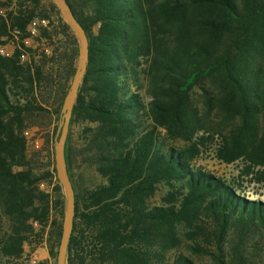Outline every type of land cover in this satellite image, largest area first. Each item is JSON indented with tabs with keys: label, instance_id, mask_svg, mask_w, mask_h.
Segmentation results:
<instances>
[{
	"label": "trees",
	"instance_id": "trees-1",
	"mask_svg": "<svg viewBox=\"0 0 264 264\" xmlns=\"http://www.w3.org/2000/svg\"><path fill=\"white\" fill-rule=\"evenodd\" d=\"M66 2L89 56L65 144L68 264H264V0ZM78 57L53 0H0V264H56Z\"/></svg>",
	"mask_w": 264,
	"mask_h": 264
},
{
	"label": "water",
	"instance_id": "water-1",
	"mask_svg": "<svg viewBox=\"0 0 264 264\" xmlns=\"http://www.w3.org/2000/svg\"><path fill=\"white\" fill-rule=\"evenodd\" d=\"M53 1L59 8L64 20L73 30L79 43V57H78L77 68L73 76L70 89L65 97L61 109V119L58 124L57 134L55 137V145H54L56 174L63 188L64 198H65L63 230H62V237L58 249L56 264H68L67 261L68 244L72 232L73 219L75 214V194L67 172L66 159H65V144H66L69 121L72 114L73 106L75 104L79 85L86 72L87 64L89 60L88 38L84 28L81 26V24L77 21V19L73 15L66 0H53Z\"/></svg>",
	"mask_w": 264,
	"mask_h": 264
},
{
	"label": "rangeland",
	"instance_id": "rangeland-1",
	"mask_svg": "<svg viewBox=\"0 0 264 264\" xmlns=\"http://www.w3.org/2000/svg\"><path fill=\"white\" fill-rule=\"evenodd\" d=\"M198 164H201L207 170L212 171L214 174H217L225 179L232 178L238 174L242 163L237 161L235 163L226 164L218 161L213 155L205 156L200 158ZM251 192V191H250ZM252 193L264 194V186L260 185L259 190H253ZM261 199H264V196H260ZM48 258L47 250L44 246L39 247L33 254L32 261L35 263L44 262Z\"/></svg>",
	"mask_w": 264,
	"mask_h": 264
}]
</instances>
